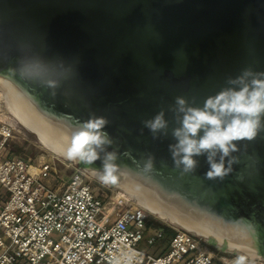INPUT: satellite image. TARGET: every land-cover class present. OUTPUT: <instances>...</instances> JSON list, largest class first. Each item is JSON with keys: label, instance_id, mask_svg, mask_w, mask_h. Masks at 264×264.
Listing matches in <instances>:
<instances>
[{"label": "water", "instance_id": "1", "mask_svg": "<svg viewBox=\"0 0 264 264\" xmlns=\"http://www.w3.org/2000/svg\"><path fill=\"white\" fill-rule=\"evenodd\" d=\"M245 68L264 71V0H0V80L41 129L70 139L90 116L105 117L107 151L118 154L120 166L119 179L106 187L125 181L225 242L250 239L253 255L199 236L209 247L261 258L264 129L237 142L223 180L205 178L204 157L184 173L169 151L175 98L202 106ZM162 109L168 134L154 138L143 121ZM72 162L89 175L87 166H102Z\"/></svg>", "mask_w": 264, "mask_h": 264}, {"label": "built area", "instance_id": "2", "mask_svg": "<svg viewBox=\"0 0 264 264\" xmlns=\"http://www.w3.org/2000/svg\"><path fill=\"white\" fill-rule=\"evenodd\" d=\"M14 131L0 118V264H234L239 257L170 224L153 228L150 212L101 194L105 185L78 167L63 177L54 161L8 155Z\"/></svg>", "mask_w": 264, "mask_h": 264}, {"label": "clouds", "instance_id": "3", "mask_svg": "<svg viewBox=\"0 0 264 264\" xmlns=\"http://www.w3.org/2000/svg\"><path fill=\"white\" fill-rule=\"evenodd\" d=\"M227 83V87L207 96L202 106L195 98L191 102L183 96L175 98L170 110L177 126L171 130L175 142L169 145V151L173 165L184 173L194 172L199 164L197 158L204 157L208 165L205 178L223 180L236 162L232 154L238 150L237 142L251 141L264 129V71L245 68ZM143 123L154 138L158 133L168 134L169 121L163 109ZM107 124L105 117L90 116L71 135L64 154L69 160L89 165L101 160L99 181L115 184L120 166L118 154L107 151L112 144L105 131ZM152 165L153 158L149 157L145 169L150 170ZM234 264H245V258L239 256Z\"/></svg>", "mask_w": 264, "mask_h": 264}, {"label": "bare ground", "instance_id": "4", "mask_svg": "<svg viewBox=\"0 0 264 264\" xmlns=\"http://www.w3.org/2000/svg\"><path fill=\"white\" fill-rule=\"evenodd\" d=\"M0 98L2 99L4 103L3 106H5V110L7 111V114L2 113L3 116L7 117L10 115L9 113H11L19 122V124L24 126L25 129L32 131L36 135L41 144L63 159H68L64 153L69 145L70 139L60 136L55 129L50 127H43V129H41L37 124V120L33 112L30 111L28 106L23 103L17 94H15L13 89L2 80H0ZM1 119L7 121L4 118ZM10 124L13 125L12 123ZM72 161L78 162V160ZM86 169L94 179L99 180L97 170H94L88 166ZM118 184L120 188L113 187L115 188L114 191L116 190L114 193L116 197H133L138 199V203L142 205L144 209L155 214L162 220L179 225L188 231H191L192 233L207 239L209 242L214 243L222 249L237 251L238 253L249 256L253 255V251L250 250L249 247L245 246V244L251 243L250 239L241 237L235 242H225L210 233L208 229L194 224L193 222L187 221L183 215L178 214L168 206L157 202L155 195L149 196L145 192L138 190L125 181H119Z\"/></svg>", "mask_w": 264, "mask_h": 264}, {"label": "rangeland", "instance_id": "5", "mask_svg": "<svg viewBox=\"0 0 264 264\" xmlns=\"http://www.w3.org/2000/svg\"><path fill=\"white\" fill-rule=\"evenodd\" d=\"M4 103L2 99L0 98V118L6 119L8 122L12 123L16 130L14 131V138L10 141L11 146H17L20 147V152L22 154H25L26 157H30L33 161L39 162V161H54V167L56 168L58 174L60 176L66 177L73 169L74 163L72 160L69 161V159H63L62 157L58 156L57 154L53 153L51 150L46 148L43 144L38 142L39 140L35 138V136L28 132L27 130H24L25 127L19 124V122L15 119V117L9 113L10 115L5 117L2 115V113H6L5 106H3ZM19 126L23 127L24 129H21ZM9 141V140H8ZM8 147L6 148L5 152H8ZM49 180L55 181L56 178L53 176L48 177ZM96 183L99 184L98 181L95 180ZM105 185V184H103ZM109 191H107L106 186H101L100 193L103 195H114L115 188H108ZM150 218L153 220L152 227L158 228L160 225H168L169 223L166 220H162L158 218L156 215H151ZM171 225V224H170ZM153 250V249H151Z\"/></svg>", "mask_w": 264, "mask_h": 264}, {"label": "trees", "instance_id": "6", "mask_svg": "<svg viewBox=\"0 0 264 264\" xmlns=\"http://www.w3.org/2000/svg\"><path fill=\"white\" fill-rule=\"evenodd\" d=\"M14 138V135L9 139V141L6 144V148L8 147V155L12 156V155H19V156H23L26 157L25 154H22L20 152V147L17 146H11L10 141ZM164 230L168 231L170 230L167 226L165 225H160Z\"/></svg>", "mask_w": 264, "mask_h": 264}]
</instances>
